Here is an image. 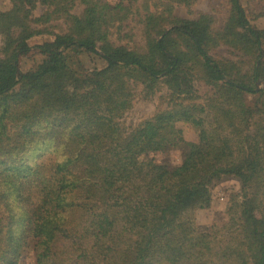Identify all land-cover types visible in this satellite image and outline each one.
Returning <instances> with one entry per match:
<instances>
[{
	"label": "trees",
	"instance_id": "1",
	"mask_svg": "<svg viewBox=\"0 0 264 264\" xmlns=\"http://www.w3.org/2000/svg\"><path fill=\"white\" fill-rule=\"evenodd\" d=\"M193 1L156 0L162 10L142 20L140 49L112 40L105 0L0 7V33L4 23L22 29L0 51V264L25 255L35 264H260L264 149L253 137L264 132V12L229 0L215 29L210 15H174ZM38 5L46 12L34 19ZM220 47L234 59L216 58ZM72 52L101 66L78 74ZM198 83L211 91L204 103ZM132 84L146 97L165 90L166 105L127 129ZM224 110L234 119L218 125ZM174 150L181 162L170 173L147 159ZM227 178L240 191L225 222L198 228L193 213L211 207Z\"/></svg>",
	"mask_w": 264,
	"mask_h": 264
},
{
	"label": "rangeland",
	"instance_id": "2",
	"mask_svg": "<svg viewBox=\"0 0 264 264\" xmlns=\"http://www.w3.org/2000/svg\"><path fill=\"white\" fill-rule=\"evenodd\" d=\"M156 0H105L112 20L116 26L115 34L112 40L118 44L127 46L130 49H140L144 46L142 38V20L145 15L151 11L162 10V7H155ZM244 9L254 16L264 12V0H241ZM0 7L3 11L8 10V0H1ZM230 10L229 0H196L190 5L175 6L174 15L183 19H196L201 14H207L214 19V28L219 29L223 26ZM83 11V6L77 2L73 13L80 15ZM46 12V8L38 5L33 11L32 18L37 19ZM253 17V16H252ZM38 25L33 23L32 28ZM52 26H56L54 31L63 33L65 27L60 22H54ZM22 33V29L18 26L4 23L0 33V51L7 38L16 39ZM213 55L216 58H231L229 51L220 47ZM71 65L78 74H83L84 71L93 68L95 65L101 66V61L95 60L92 62L88 58L79 55V53H69ZM133 102L132 108L127 112L122 119L125 128L130 129L138 126L143 121L151 118L159 110H162L165 103V90L156 93L153 96L146 97L143 93L142 85L132 84ZM197 102L204 103L206 97L210 95V88L203 83H198ZM234 119V115L229 110L217 112L213 115V120L216 124L222 125ZM183 138L185 141L191 142L196 139L194 133L182 126ZM253 142L259 148L264 149V132L254 135ZM147 159H153L159 165L164 167L165 173H170L181 162V153L179 150H174L167 155L158 153L148 155ZM231 189H227V188ZM240 191L239 184L235 179H224L221 183L214 186L212 189V204L207 210H199L193 213V218L198 228L203 229L213 224H222L226 219V212L230 206L231 196ZM232 194V195H231ZM20 264H35L32 256L25 255L21 259ZM260 264H264V254L260 256Z\"/></svg>",
	"mask_w": 264,
	"mask_h": 264
}]
</instances>
